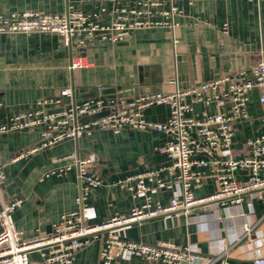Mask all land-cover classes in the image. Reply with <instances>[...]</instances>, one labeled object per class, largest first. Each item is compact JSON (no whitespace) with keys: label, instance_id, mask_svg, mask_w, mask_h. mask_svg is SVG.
<instances>
[{"label":"crops","instance_id":"crops-1","mask_svg":"<svg viewBox=\"0 0 264 264\" xmlns=\"http://www.w3.org/2000/svg\"><path fill=\"white\" fill-rule=\"evenodd\" d=\"M138 1L0 0V14L10 16L28 11L60 14L71 8L109 25L121 8ZM176 5L182 13L177 17L179 26L174 31L138 30L118 44L100 37L88 39L86 57L90 65L73 73L69 70L71 51L64 48L59 35L0 34V125L10 116L35 107L39 100L57 97L61 89L73 85L78 103L99 97L132 100L146 94L184 91L201 82L235 76L264 57V0H178ZM177 57L182 58L180 63ZM101 86L103 92L98 90ZM258 98L259 92L255 90L248 103L250 120L235 127L231 148L220 152V158L239 159L251 154V142L262 134L264 109ZM216 110L197 104L194 114H214ZM144 117L149 122L165 123L170 109L154 105L144 111ZM40 140L37 131L0 134V166L6 173L0 202L23 200L13 219L17 232L29 240L51 235L62 216L75 211H83L87 223L93 226L115 216H128L135 207L143 206L147 198L144 195L134 198L117 183L170 165L161 153L168 136L156 130L131 129L120 134L94 131L79 140L68 139L12 161L20 152L37 146ZM92 154L97 156V161L91 170L102 179V184L90 190L86 206L81 210L77 203L80 183L74 165L76 159L85 160ZM68 165L73 168L59 174ZM205 171L210 177L194 190L198 199L218 191L216 179L209 170ZM175 175L167 170L161 174L171 188L149 184L154 203L168 206L181 194V184ZM234 177L246 182L249 173L238 170ZM247 224L252 226L256 241L245 248L248 239L243 238V233ZM110 234L134 243L191 247L203 260L220 256L225 252L224 244H228L229 264H253L254 256H264V194L245 195L240 206L229 200L218 201L195 207L188 215L157 217L114 227L82 249L75 264H104L101 253ZM30 258L38 262L41 255L33 252ZM111 264L152 263L121 256Z\"/></svg>","mask_w":264,"mask_h":264},{"label":"built area","instance_id":"built-area-1","mask_svg":"<svg viewBox=\"0 0 264 264\" xmlns=\"http://www.w3.org/2000/svg\"><path fill=\"white\" fill-rule=\"evenodd\" d=\"M178 0H140L121 8L114 21L102 25L91 16L68 8L60 14L21 12L10 16L0 14V34L47 33L59 35L63 46L71 51L69 70L73 73L90 65L86 57L87 40L100 37L113 44L124 42L135 31L167 28L174 31L182 13L176 5ZM175 46L177 41L174 42ZM76 50L74 55L72 52ZM103 92L104 88H98ZM259 92V104L264 109V57L247 71L235 76H226L209 82H201L184 91L167 94H146L132 100L120 98L87 99L75 102L74 85L60 90L57 97L41 99L35 107L14 114L0 125V134L37 131L40 142L37 146L20 152L12 161L32 156L68 140H79L94 131H110L120 134L123 130H156L168 136V142L161 149L170 165L129 177L117 183L134 198L146 196V203L135 207L128 216H115L101 225H89L83 211L62 216L51 235L38 236L29 240L17 232L13 214L21 207L23 200L14 198L7 203L0 202V264H75L77 254L92 241L100 239L101 233L114 227L157 217L188 215L195 207L229 200L240 206L248 194H264V116L261 118L262 134L251 142V154L235 159L220 158V152L231 148L235 127L250 120L248 103L252 93ZM66 100H70L66 102ZM215 107L216 113L194 114L195 105ZM154 105H165L170 117L165 123L149 122L144 111ZM104 114L91 119V117ZM90 118L88 121H83ZM97 156L92 154L85 160L76 159L74 167L78 173L80 194L77 203L81 210L86 206L90 190L101 186L102 179L92 173ZM73 167L60 169L63 174ZM167 170L176 176L181 184V194L175 196L168 206L154 203L150 196L156 188H171L161 178ZM216 179L218 191L207 198H196L194 190L201 187L209 175ZM238 170L249 173L246 182L237 180ZM57 173V172H55ZM48 177V175H47ZM6 181V173L0 166V192ZM243 238L248 241L244 247H251L252 226L244 228ZM213 260H203L194 248H179L172 243L149 245L120 240L111 234L104 240L101 260L104 264L121 256L145 260L152 264H229V245ZM39 252L41 259L33 262L30 254ZM253 264H264V256H254Z\"/></svg>","mask_w":264,"mask_h":264},{"label":"water","instance_id":"water-1","mask_svg":"<svg viewBox=\"0 0 264 264\" xmlns=\"http://www.w3.org/2000/svg\"><path fill=\"white\" fill-rule=\"evenodd\" d=\"M181 59H182L181 57H177V62L180 63ZM103 115L104 114L96 115V116L91 117V119H96V118H99V117H101ZM89 119L90 118H85L83 121H88Z\"/></svg>","mask_w":264,"mask_h":264},{"label":"rangeland","instance_id":"rangeland-1","mask_svg":"<svg viewBox=\"0 0 264 264\" xmlns=\"http://www.w3.org/2000/svg\"><path fill=\"white\" fill-rule=\"evenodd\" d=\"M32 259V258H31Z\"/></svg>","mask_w":264,"mask_h":264}]
</instances>
